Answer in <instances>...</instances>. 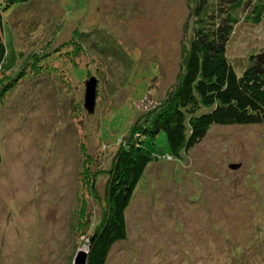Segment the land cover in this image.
<instances>
[{"label": "rangeland", "instance_id": "374dc122", "mask_svg": "<svg viewBox=\"0 0 264 264\" xmlns=\"http://www.w3.org/2000/svg\"><path fill=\"white\" fill-rule=\"evenodd\" d=\"M195 4L0 0V264L89 250L117 152L178 84ZM262 47L264 25L241 19L227 51L238 75ZM144 140L154 161L107 264H264V125H215L173 160L164 132Z\"/></svg>", "mask_w": 264, "mask_h": 264}, {"label": "trees", "instance_id": "16d2710c", "mask_svg": "<svg viewBox=\"0 0 264 264\" xmlns=\"http://www.w3.org/2000/svg\"><path fill=\"white\" fill-rule=\"evenodd\" d=\"M192 16V39L178 84L146 123L132 127L117 152L106 189L110 212L94 231L87 264H107L113 247L127 239L126 212L154 161L144 139L164 132L173 160L195 148L215 125H264V47L249 56L242 75L227 56L241 19L264 25V0H196ZM1 20L0 15V26ZM5 55L0 37V61Z\"/></svg>", "mask_w": 264, "mask_h": 264}, {"label": "water", "instance_id": "95a60500", "mask_svg": "<svg viewBox=\"0 0 264 264\" xmlns=\"http://www.w3.org/2000/svg\"><path fill=\"white\" fill-rule=\"evenodd\" d=\"M97 80L91 78L90 81L86 82V94H85V108L88 113L92 114L95 111L96 99H97ZM231 169L236 170L240 168V165H231ZM95 235L91 238L90 242L93 241ZM88 251H83L79 249L75 255L73 264H87Z\"/></svg>", "mask_w": 264, "mask_h": 264}, {"label": "bare ground", "instance_id": "6f19581e", "mask_svg": "<svg viewBox=\"0 0 264 264\" xmlns=\"http://www.w3.org/2000/svg\"><path fill=\"white\" fill-rule=\"evenodd\" d=\"M83 251L85 252V249H83Z\"/></svg>", "mask_w": 264, "mask_h": 264}, {"label": "built area", "instance_id": "2783aa9c", "mask_svg": "<svg viewBox=\"0 0 264 264\" xmlns=\"http://www.w3.org/2000/svg\"><path fill=\"white\" fill-rule=\"evenodd\" d=\"M169 159H171V157H168Z\"/></svg>", "mask_w": 264, "mask_h": 264}, {"label": "clouds", "instance_id": "9594fccd", "mask_svg": "<svg viewBox=\"0 0 264 264\" xmlns=\"http://www.w3.org/2000/svg\"><path fill=\"white\" fill-rule=\"evenodd\" d=\"M169 157H170V156H169ZM170 160H172V158H171Z\"/></svg>", "mask_w": 264, "mask_h": 264}]
</instances>
